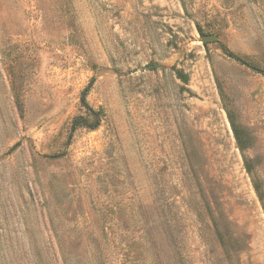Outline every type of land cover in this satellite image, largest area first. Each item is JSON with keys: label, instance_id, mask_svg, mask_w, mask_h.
I'll list each match as a JSON object with an SVG mask.
<instances>
[{"label": "rangeland", "instance_id": "374dc122", "mask_svg": "<svg viewBox=\"0 0 264 264\" xmlns=\"http://www.w3.org/2000/svg\"><path fill=\"white\" fill-rule=\"evenodd\" d=\"M246 159L264 0H0V264H264Z\"/></svg>", "mask_w": 264, "mask_h": 264}, {"label": "trees", "instance_id": "16d2710c", "mask_svg": "<svg viewBox=\"0 0 264 264\" xmlns=\"http://www.w3.org/2000/svg\"><path fill=\"white\" fill-rule=\"evenodd\" d=\"M178 76L184 81V82H188L189 81V76L188 74H185L184 72L182 71H178ZM84 105L88 108L89 112H91L92 114H94V117L97 119V121L93 124H87L86 122V119L82 118V116H79L78 118H76V125H82V126H87V127H92V128H95L96 125H97V122L99 120V117L101 115V111L102 110H95L94 108H92L87 102H86V99L84 98ZM231 120V123H232V128H233V131H234V134H235V137H236V140H237V144H238V147L240 148L241 151H245L248 147H249V141L247 138H245L243 136V128L235 123L232 119ZM80 121V123L78 122ZM79 123V124H78ZM245 167L248 171V173H250V175L253 176V169H254V166L253 164L248 160L246 159V162H245ZM253 183H254V187H255V190L256 192L258 193L261 201H262V204H263V207H264V190H263V184H262V181L257 179L255 176H253Z\"/></svg>", "mask_w": 264, "mask_h": 264}, {"label": "water", "instance_id": "95a60500", "mask_svg": "<svg viewBox=\"0 0 264 264\" xmlns=\"http://www.w3.org/2000/svg\"><path fill=\"white\" fill-rule=\"evenodd\" d=\"M218 39V36L215 34H203L201 36V41L204 43H208V42H212V41H216ZM146 68H151L152 65L149 66H145Z\"/></svg>", "mask_w": 264, "mask_h": 264}]
</instances>
